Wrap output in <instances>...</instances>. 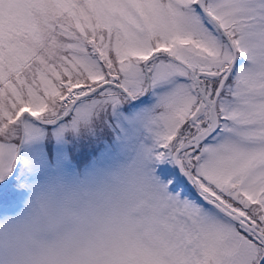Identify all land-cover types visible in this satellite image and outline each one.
I'll return each mask as SVG.
<instances>
[{
    "label": "snow or ice",
    "instance_id": "snow-or-ice-1",
    "mask_svg": "<svg viewBox=\"0 0 264 264\" xmlns=\"http://www.w3.org/2000/svg\"><path fill=\"white\" fill-rule=\"evenodd\" d=\"M21 200L0 264H264V0H0Z\"/></svg>",
    "mask_w": 264,
    "mask_h": 264
},
{
    "label": "rangeland",
    "instance_id": "rangeland-1",
    "mask_svg": "<svg viewBox=\"0 0 264 264\" xmlns=\"http://www.w3.org/2000/svg\"><path fill=\"white\" fill-rule=\"evenodd\" d=\"M92 157H93V153L90 150L87 152H84V153H77L75 160H74V164L76 165V167L78 169H83L84 166L87 165L89 163V161H91ZM22 206H23L22 200L19 201L17 206L13 209H9L7 207L0 206V217H2L3 215H6V214H14L15 212L19 211L20 208H22Z\"/></svg>",
    "mask_w": 264,
    "mask_h": 264
}]
</instances>
